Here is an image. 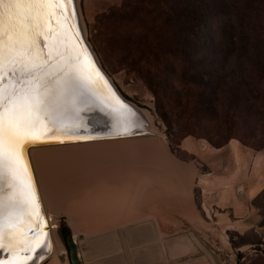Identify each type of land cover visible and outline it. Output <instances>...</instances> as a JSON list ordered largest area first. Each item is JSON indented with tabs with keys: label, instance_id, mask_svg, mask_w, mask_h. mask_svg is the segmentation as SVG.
<instances>
[{
	"label": "crops",
	"instance_id": "1",
	"mask_svg": "<svg viewBox=\"0 0 264 264\" xmlns=\"http://www.w3.org/2000/svg\"><path fill=\"white\" fill-rule=\"evenodd\" d=\"M104 75L115 90L108 87L110 92L122 97L105 71ZM115 111L109 108L100 114L108 120L106 131L85 132L99 138L77 143L154 134L147 129V118L144 127L138 122L139 115ZM117 114L127 118L123 127L128 135L121 134V124L115 121ZM136 131L145 133L133 134ZM191 139L183 137L179 144L189 155L186 159L178 157L168 143L155 156L157 143L141 142L134 145L139 163L125 164L115 158L96 160L93 153L92 169L86 170L91 174L80 175V162L73 164L68 154L56 149L77 143L34 147L32 158L40 169L37 183L43 185L38 191L40 214L46 218L52 252L51 228L57 226L52 222L54 216L61 231L57 257L65 254L67 258L64 236L70 235L80 264H196L198 260L210 264L211 260L203 257L212 255L200 230L237 231L240 235L258 231L260 218L255 223L254 215L259 207L254 201L264 190V148L247 146L237 138L220 147ZM47 149L49 152L42 151ZM40 151L45 152L42 157ZM40 160L44 161L40 164ZM50 163L59 173L52 171L55 168ZM56 176L57 180L53 178ZM202 177L205 188L199 183ZM34 223L36 235L41 231V221L36 219ZM249 246L254 244L245 243L236 249L242 252Z\"/></svg>",
	"mask_w": 264,
	"mask_h": 264
},
{
	"label": "snow or ice",
	"instance_id": "2",
	"mask_svg": "<svg viewBox=\"0 0 264 264\" xmlns=\"http://www.w3.org/2000/svg\"><path fill=\"white\" fill-rule=\"evenodd\" d=\"M73 2L0 0V253H8L0 264H29L47 238L29 239L34 220L41 230L46 224L26 148L94 138L67 130L84 127L90 88L82 69H95L74 23ZM117 120L127 134V118L117 114ZM8 237L15 243H6Z\"/></svg>",
	"mask_w": 264,
	"mask_h": 264
},
{
	"label": "trees",
	"instance_id": "3",
	"mask_svg": "<svg viewBox=\"0 0 264 264\" xmlns=\"http://www.w3.org/2000/svg\"><path fill=\"white\" fill-rule=\"evenodd\" d=\"M120 9L124 10L122 19L138 28L133 42L164 122L169 124V112L179 106L176 123L182 129L181 118L188 122L193 113L215 107L211 111L219 121L218 132L208 135L207 141L220 147L237 138L253 147L233 131L242 118L241 102L255 101L264 93V0H122ZM205 50H211L207 63L200 57ZM217 65H223L228 73L217 75ZM247 66L255 70L252 80L257 82L244 88L236 73L243 74L241 69ZM221 92L229 96L220 97ZM180 141L170 148L186 159L189 155H181ZM235 235L245 237V233ZM245 243L258 244L245 240L234 247Z\"/></svg>",
	"mask_w": 264,
	"mask_h": 264
},
{
	"label": "rangeland",
	"instance_id": "4",
	"mask_svg": "<svg viewBox=\"0 0 264 264\" xmlns=\"http://www.w3.org/2000/svg\"><path fill=\"white\" fill-rule=\"evenodd\" d=\"M121 4L122 0H75L74 6L76 19L79 21L84 39L88 44L91 53H93L92 55H94L93 57L96 58V61L98 62L101 69L106 72L120 94L129 100V103H133L143 112V114L148 119L150 129L154 132V134H142L125 138L121 137L107 140H98L89 143H77L87 141L88 139L76 140L73 138L67 140L64 143L53 142L42 144L43 146H51L77 143L66 145L62 148H56L60 149L64 155L68 154V157L73 159H71L73 164L77 165V163L80 162V165L78 164L77 166L79 173L77 175L85 173L91 174V171L86 172V170L92 169L90 167L93 165V163H91L93 161V158L91 157L93 153L97 154L96 160L103 158H115L121 159L125 164H130L131 161L137 164L139 163V158L135 155L137 152L136 147H134V145L137 143H157L158 151H154V155L157 156V154L162 151L164 144L168 143L173 148H176V143L179 142L185 134H188L187 136L194 140L206 142V137L208 135H215L218 132L217 125L219 124V121L215 118L216 113H212L211 111L214 110L215 107L211 108L210 111H199L193 113L191 120L188 122L181 118L179 125L182 126V129H179L178 124L176 123V115H178V113L181 111L179 106L176 107V110L169 112V124L167 125L166 122H164L162 117L157 112V98L153 90L148 85L146 74L141 69L143 60L138 57L136 44L133 42L138 28L134 26V22L132 23L128 20L122 19L124 10L120 9ZM215 22V19L211 21L213 25H215ZM75 24L77 26L76 21ZM210 51L211 50H205L200 53V57L205 63H207V57L211 56ZM216 67H218L217 75L223 77L222 74L228 73L225 71L223 65H217ZM241 71H245L243 74L246 75V78L243 77L241 72L236 73L239 75L236 78L239 77L238 81L241 83L243 82L241 85H243L244 88L247 87L245 84H247L248 87H251V85H249L250 82H257V80H252V77L256 74L255 70L252 69L251 71L247 66L245 69H241ZM223 85L226 88L225 83ZM224 86H222L221 89H224ZM206 90L210 91V87L207 86ZM219 96L227 98L229 95L226 92H221ZM91 97L99 100V98H96L94 93L91 95ZM117 97L124 101V98L119 97L118 95ZM241 103L242 104L239 106V108L241 109L242 118L238 119L237 127L234 129L233 133L235 135H241L244 137V140L253 147L264 148V93L261 92L258 99L255 101L248 103L243 101ZM83 115L85 116L86 113H82V116ZM81 123L84 125V127H88V130H84L83 128L80 130L75 128L67 130H70L80 136H93L89 133H85V131L92 130L94 132H102L106 131L108 128V125L104 120L93 118L91 115L89 116V119H84L83 117ZM56 134L61 135V133ZM128 143L132 144V146L128 145ZM29 151L30 147L28 146L26 148V152L28 153V158L30 160ZM42 151L49 152L48 149ZM32 153L33 152L31 151V154ZM109 155H112V157ZM181 155L184 156L187 154L181 153ZM141 159L142 158H140V160ZM50 165H53L54 168L56 167L54 164L50 163ZM30 167L32 171L34 169V181L36 186H38L37 188L39 191L42 189L41 187H43V185L37 183V172L40 174V169L38 168L39 166L35 167L34 164L32 166L30 160ZM52 171L56 174L59 173L58 168L52 169ZM53 178L57 180L59 177L56 176ZM47 185L48 184L45 183V189ZM207 186L209 188L212 187L210 183ZM76 189L79 190V188ZM80 190L82 189L80 188ZM128 191H130L129 193H133L134 190L130 189ZM256 204L259 205V212L255 213L254 215L255 223L257 218H260L261 228L256 232L245 231L244 238H236L235 232L237 231H231L233 232L232 234L215 229L210 231L200 230L198 232L203 236V241L206 243L205 246L207 248L209 247L211 251L212 257L207 256V254L203 256L206 259L211 260L210 264H264V190L262 195L257 198ZM52 218V222H57V226L51 228L54 239V251L51 253L50 257H44L37 264L46 258L47 261H44L45 264H48V262H52L54 264H69L67 258H65V254L58 255L57 257L56 253L59 249L58 245L60 244L59 239L61 231L58 225L59 219L56 220L55 216ZM250 219L252 220V217H250ZM211 220L214 221L215 218ZM35 237H29L33 244L35 243ZM221 238H224L225 243H222ZM245 240L256 242L258 244L245 248L242 251V255L239 256L238 252L240 251L234 247V244H236V242L238 243ZM47 243L48 238H46L44 245ZM43 252H45V250L37 252L36 255H40L39 253L43 254ZM0 255L7 257L8 253L4 252L0 253ZM44 263L42 262V264ZM196 264L205 263L198 260Z\"/></svg>",
	"mask_w": 264,
	"mask_h": 264
},
{
	"label": "bare ground",
	"instance_id": "5",
	"mask_svg": "<svg viewBox=\"0 0 264 264\" xmlns=\"http://www.w3.org/2000/svg\"><path fill=\"white\" fill-rule=\"evenodd\" d=\"M75 2V0H74ZM75 11V10H74ZM75 21L77 22V19H76V14H75ZM78 28V27H77ZM81 36V35H80ZM90 50V49H89ZM91 52V51H90ZM96 59V58H95ZM99 66V65H98ZM100 70L104 73V71L101 69V67H99ZM82 72H83V75L85 77H87L89 79V88H90V110L89 111H86V115L84 117V119H89V116H93V118H99V119H102L104 120L105 122L108 121L106 119H103V118H100V114H103V111H106L110 108L109 104L113 106V104L116 103H123L124 105H126L127 107H122L117 110L118 112H131L133 114V116H136L139 115V119H138V122H140L141 124L145 125L144 127L147 126V120L143 123V121L145 120L146 116L143 114L142 111H139L137 110V107L133 104V103H127V102H130V101H127V99L125 97H123L122 94V98H124V100L126 101H123L121 100L120 98H118L117 96H114L110 90L108 89V87L104 84V82H102V80L97 77L96 75V69H92L90 67H88L87 65H85L82 69ZM94 93L95 96L97 98H99V100H96L94 99V97H91V95ZM98 94V95H96ZM136 108V109H135ZM111 109V108H110ZM147 112V111H146ZM143 115H141V114ZM97 114V115H96ZM129 114V113H128ZM99 116V117H98ZM145 117V118H144ZM113 122H118V120H112ZM137 122V123H138ZM150 127H148L147 129H149ZM84 130H87L88 127H83ZM146 129V128H145ZM86 132V131H85ZM138 133H145L144 131H136V132H133V134H138ZM128 135V134H126ZM132 135V134H131ZM117 136H121V135H117ZM91 137H94V136H91ZM101 137V136H100ZM94 138H99V136H95ZM42 145V144H41ZM41 145H29L30 147V151H29V155H30V160H31V163H32V166L33 164L35 165L34 163V160L32 158V154H31V151L34 147H38V146H41ZM152 145V144H151ZM43 146V145H42ZM45 154V152L42 153V155L40 157H42L43 155ZM26 155H27V159L29 160L28 158V153L26 152ZM43 159V158H42ZM29 160V162H30ZM44 161V160H43ZM42 160H40V164L41 162H43ZM34 168V167H33ZM41 168V167H40ZM43 170V169H42ZM32 171V169H31ZM32 173L34 174V169L32 171ZM201 185L204 186V188L206 187V182H205V178H201V181L199 182ZM35 186H36V183H35ZM38 186H36V189L38 190L37 188ZM38 199H39V195H38ZM196 211V210H195ZM43 223L46 224V218L43 219ZM44 233H47V238H48V243L44 246H42L37 252L41 251V250H45V252H43V254H41L40 256H37L36 257V254L33 258L32 261H29V264H37L41 259H43L44 257H50L51 253L52 252V243H51V240H50V236L48 234V226L46 225L45 229L44 230H41L38 234L36 235H33L31 236L30 238H34L35 236L37 235H44ZM221 241L222 243H225L224 241V238H221ZM6 243H15V241L11 240L10 237L6 238ZM49 254V255H48ZM48 255V256H47ZM4 256V255H3ZM47 258L42 260L39 264H42V262L44 263V261L46 262L47 261ZM45 264V263H44ZM48 264H54L52 262H48Z\"/></svg>",
	"mask_w": 264,
	"mask_h": 264
},
{
	"label": "water",
	"instance_id": "6",
	"mask_svg": "<svg viewBox=\"0 0 264 264\" xmlns=\"http://www.w3.org/2000/svg\"><path fill=\"white\" fill-rule=\"evenodd\" d=\"M72 8L75 10L74 2L72 5ZM74 23H75V21H74ZM77 27L80 31V35H81L80 37L83 41V45H85L87 47V49L89 50L88 44L86 43V41L84 39V36H83V33H82V30H81V27H80L78 20H77ZM89 52H90V50H89ZM90 54H91L92 60L94 61L95 69L98 70L99 73L101 74V76L103 77V79H101V80L106 84L107 87L111 88L115 92L111 83L108 81V79L106 78L104 73L100 70V68H99L100 66H98L99 65L98 62L96 61V59H94L95 58V57H93L94 55H92L93 53L90 52ZM109 106L112 110L117 111L119 109V107L122 108V106H124V104L121 102L119 104L115 102V104H113V106L110 104H109ZM101 138H103V137H101ZM94 139L95 138L88 139V140H94ZM111 139H113V138H111ZM76 140H78V139H76ZM80 140H87V139H80ZM64 242H65V246H66V250H67V258H68L69 264H80V261L78 259L77 253H76L75 243H74V240L72 239V237L70 235H65L64 236Z\"/></svg>",
	"mask_w": 264,
	"mask_h": 264
}]
</instances>
